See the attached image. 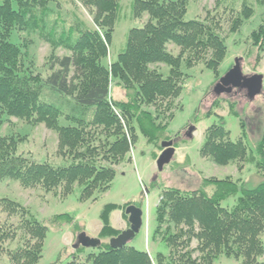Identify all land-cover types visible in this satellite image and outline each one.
<instances>
[{"label":"trees","instance_id":"16d2710c","mask_svg":"<svg viewBox=\"0 0 264 264\" xmlns=\"http://www.w3.org/2000/svg\"><path fill=\"white\" fill-rule=\"evenodd\" d=\"M79 1L92 16L93 27L79 21L57 37L54 29L46 34L51 53L45 63L49 74L43 78L34 73L28 61L29 37L44 33L56 0H0V127L4 117L31 127L43 125L56 135L58 155L70 160L65 166L35 162L18 153L21 139L0 136V182L17 181L25 189L40 188L47 193L59 191L62 197L77 186L81 188L79 200L86 201L107 192L115 167L130 161L136 130L148 143L159 144L164 135L166 141L177 145L178 134L171 139L166 128L183 88V69L202 63L216 73L225 57L226 45L213 18L205 22L184 19L188 0H132V17L147 15V20L128 31L123 51L107 63L119 0ZM252 15L253 8L243 3L230 31L234 32ZM248 38L250 47L260 57L264 52V19ZM169 44L179 49L177 55L168 52ZM59 48L70 54L55 56ZM156 64L167 67V75L150 68ZM112 83L125 92V101L111 100ZM43 92L51 99L54 96L55 103L43 100ZM229 108L237 116L233 103H229ZM240 128L241 138L232 142L223 118L218 117L205 130L199 154L218 166L238 162V171H242V163L252 164L264 179V124L253 149L247 148L241 119ZM235 196L230 209L221 206ZM0 205L9 217L19 215L22 219L19 227L23 230V244L6 251L11 264H36L47 227L11 199L1 198ZM126 207L104 206L99 240L120 234L110 226L109 215L121 209L127 220ZM53 219L73 222L66 214ZM156 222L153 237L162 235L161 239L179 252L173 251L167 257L157 253L151 260L145 251L127 245L113 249L109 243H100L95 248L97 253L87 255L83 263L73 257L64 264H212L219 256L233 257L241 264H264L257 260L264 248L260 239L264 232V181L250 188L230 178H208L196 191L166 189L156 207ZM170 226L175 234H171ZM7 228L0 226V244L15 235ZM192 240L197 241V246L188 250ZM73 249L76 254L85 251L81 246ZM195 251L199 253L198 260L192 258Z\"/></svg>","mask_w":264,"mask_h":264},{"label":"rangeland","instance_id":"374dc122","mask_svg":"<svg viewBox=\"0 0 264 264\" xmlns=\"http://www.w3.org/2000/svg\"><path fill=\"white\" fill-rule=\"evenodd\" d=\"M131 1L119 0L120 9L108 49L107 63L114 61L123 51L128 31L141 27L147 20V15H143L140 19L132 17ZM243 3L253 8V15L231 32V22L242 10ZM52 10L53 12L47 16L44 33L41 36L32 34L29 37L31 46L28 61L31 62L34 73L41 74L43 78L49 74L45 63L51 53V47L45 41L46 34L54 29L57 37L79 21L89 28L93 27L92 16L79 0H56V3L52 4ZM211 18L219 25L217 32L225 41L226 54L216 73L207 70L202 63L191 69H183L185 73L183 88L175 101L171 111L173 116L171 120H167L166 128V135L169 138L173 139L178 134L180 141L175 146L176 150L171 162L164 166L162 171L156 168V159L161 152L160 143H148L136 130L137 138L130 150V161H124L115 167L116 173L107 192L95 194L89 200H79L81 188L77 186H74L70 194L62 197L59 191L47 193L40 188L25 189L17 181L0 182V199L5 197L17 202L28 210L33 219L47 227L41 258L36 264H64L73 257L83 263L87 255L97 253L96 249H85L84 252L76 254L73 248L79 233L83 232L89 238L98 239L102 227L100 214L107 204L120 207L132 205L142 212V226L128 242V247L145 251L151 260L157 253L167 257L171 252L180 250L168 246L161 239L162 235L153 237L157 227L156 207L164 190L172 188L183 192L196 191L202 187L203 180L208 178L219 180L230 178L236 184L244 183L250 188L264 181L252 164L242 163L243 169L238 171V162L218 166L199 154L205 130L216 123L218 117L223 118L225 130L229 132L232 142L241 138L240 119L245 125V143L248 149H253L260 137L264 124V52L257 57V51L250 47L248 37L264 19V3L257 0H188L187 12L184 16L186 21L196 19L205 22L210 21ZM167 50L172 55H177L179 51L172 44L167 46ZM69 54L62 48L55 51V56L58 57ZM236 60H239L242 75H262L261 92L252 100L247 99L245 90L232 89L230 93L214 94L215 85L230 72ZM150 68H156L167 75V67L162 64L152 65ZM41 98L48 103L56 101L54 96L51 99L46 92H43ZM110 98L113 101H125V92L112 83ZM216 98L219 99L218 105L212 109ZM229 103H233V110L237 116L230 111ZM189 127L194 129L190 138L186 135ZM0 136L21 139L18 153L35 162H46L53 166H65L70 162L69 159L58 155L57 137L43 125L31 127L15 118L4 117ZM127 140L129 142V136ZM162 141H166L164 135L160 139V142ZM236 198L237 196L226 199L221 206L230 209ZM63 214L69 215L73 222L66 223L53 219ZM110 215V226L119 229L112 227L114 230L121 233L129 228L121 209L112 211ZM21 221L19 215L9 217L2 211L0 205V226L4 229L10 227V231L15 234L13 239L1 242L3 251L0 252V264H11L6 251L23 244V230L19 227ZM166 226L167 224L163 225L162 230ZM170 227L171 234H175L176 230ZM260 239L264 247V232ZM108 241V239L100 240L101 243ZM196 246L197 241L192 240L188 250H195ZM192 258L198 260L199 253L193 252ZM257 260L259 263H264V248L263 254ZM212 264H241V260L219 256Z\"/></svg>","mask_w":264,"mask_h":264},{"label":"water","instance_id":"95a60500","mask_svg":"<svg viewBox=\"0 0 264 264\" xmlns=\"http://www.w3.org/2000/svg\"><path fill=\"white\" fill-rule=\"evenodd\" d=\"M236 60L234 67L230 72L220 79L215 85L213 91L214 94L230 93L232 89H244L248 100L254 99L260 94L262 89V75L254 74L251 76H244L241 72V67ZM193 127H189L186 135L190 138ZM173 141H162L160 143L161 152L156 159V168L158 171H162L163 167L171 162V159L175 153V147ZM124 214L127 216V222L129 228L122 231L117 237L109 240V246L113 249H120L127 245L134 236L139 232L142 226V212L135 206L129 205L125 208ZM100 240L97 238H89L85 233H79L76 237L75 246H81L85 249H95L100 246Z\"/></svg>","mask_w":264,"mask_h":264},{"label":"crops","instance_id":"0c3cea01","mask_svg":"<svg viewBox=\"0 0 264 264\" xmlns=\"http://www.w3.org/2000/svg\"><path fill=\"white\" fill-rule=\"evenodd\" d=\"M175 150H176V149H175ZM174 154H175V153H174ZM110 217H112V216L110 215ZM111 225H112V224H111ZM112 227H114V226H112ZM114 229L119 230L118 228H115V227H114Z\"/></svg>","mask_w":264,"mask_h":264},{"label":"flooded vegetation","instance_id":"af4514ba","mask_svg":"<svg viewBox=\"0 0 264 264\" xmlns=\"http://www.w3.org/2000/svg\"><path fill=\"white\" fill-rule=\"evenodd\" d=\"M237 91H242V90H244V89H236Z\"/></svg>","mask_w":264,"mask_h":264}]
</instances>
